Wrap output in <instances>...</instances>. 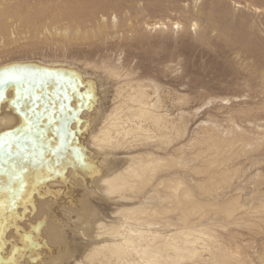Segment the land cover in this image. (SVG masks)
I'll return each mask as SVG.
<instances>
[{"label": "rangeland", "instance_id": "374dc122", "mask_svg": "<svg viewBox=\"0 0 264 264\" xmlns=\"http://www.w3.org/2000/svg\"><path fill=\"white\" fill-rule=\"evenodd\" d=\"M6 64L14 65L0 73L23 72L0 78V100L7 84L17 82L13 104L28 113L27 125L0 127V214L20 219L24 191L33 185L38 194L59 198L49 208L69 226L70 251L81 254L85 243L74 228L77 220L93 212L110 216L117 203L88 185L79 188L67 175L70 167L79 177L78 165L97 158L89 144L90 120L80 117L101 96L103 111L111 108L128 81L141 84L150 100H159L160 112L176 121L164 150L140 149L178 161L171 170L182 180L180 190L187 187L202 204L186 225L225 224L214 228L228 261L198 264H264V0H0V66ZM25 149L32 158L22 157ZM59 178L62 183L50 185ZM199 184L205 191L197 190ZM81 192V213L64 217L63 202ZM231 198L237 223L219 210ZM29 248L21 247L19 258ZM23 258L20 264H29Z\"/></svg>", "mask_w": 264, "mask_h": 264}, {"label": "bare ground", "instance_id": "6f19581e", "mask_svg": "<svg viewBox=\"0 0 264 264\" xmlns=\"http://www.w3.org/2000/svg\"><path fill=\"white\" fill-rule=\"evenodd\" d=\"M14 64L2 65L0 69ZM6 70L8 71L0 73V78L8 77V73L11 75L20 73L11 68ZM82 76L85 77L84 73ZM16 83L9 82L7 88L4 87L6 88L2 96L4 99L0 100V127L13 124L27 125V116L24 115L28 110L19 106V102L16 104L19 109L13 104ZM123 86L127 88L123 92L118 90L117 95L112 98V107L105 112L101 96L99 101L97 99L95 102V107L90 111L84 110L81 114L80 118L90 120L85 121L91 124L88 137L91 148L97 154L94 164L81 162L78 165L79 177L75 178L72 175V168L66 170L67 175L73 178L79 188L84 190L88 185L93 193L103 194L107 199L116 201L117 204L112 213H109L110 216L93 212L92 216L77 220L78 225L75 223L74 228H78L76 231L85 247L81 254L76 256L68 246L69 226L64 227L49 208L59 198L38 194L30 184L25 190L26 185L22 184L24 195L27 197L19 208L22 217L9 218L4 213L0 214V264H20L19 259L23 257L19 258L17 253L21 247L22 249L30 247L29 255L23 258L25 259L23 262L29 264H61L65 260L71 261L72 264H198L208 260L228 261L229 251L220 244L219 235L214 228L222 227L224 223L219 221L214 225L201 226L199 229L186 225L187 220L195 216V211L200 210L202 204L196 200L194 202L191 190L187 187L183 186L180 190L182 180L171 170L177 166L178 161L172 156L166 158L142 150L147 145L162 150L170 145L173 134L177 131L176 121L160 112L159 100H150L149 94L141 84L132 86L127 81ZM16 91L18 94V88ZM20 96L19 98L22 97ZM94 121H98V124ZM58 129L56 133H61L62 129ZM26 150L21 153L22 157L26 154L29 159L32 158L34 154L31 152L27 154ZM4 152L5 150L0 151ZM119 152L124 154L118 157V164H115ZM164 172L169 173V177L162 178L161 173ZM10 182L13 181L9 180L8 183ZM62 182L59 178L50 185ZM200 184L197 190L201 188ZM205 193L207 194L203 192ZM85 194L81 192L80 197L67 202L68 204L63 202L64 217L72 212H80L78 207L84 201ZM3 195L4 192L0 191V198ZM233 201L232 199V203L228 201L227 204L220 205L219 210L220 214L230 217L237 223ZM186 202L194 203L191 207L180 210V206ZM235 202L237 203V198ZM205 205L209 206L205 203L203 207ZM174 211L175 214L178 213L181 223L183 222L182 226L173 221ZM17 221H23L21 227L16 224ZM172 225L176 227L171 228ZM21 229L24 230L22 233L19 232ZM33 240L41 242V247L37 244L36 251L35 245L38 242L34 243Z\"/></svg>", "mask_w": 264, "mask_h": 264}, {"label": "snow or ice", "instance_id": "6c2138e0", "mask_svg": "<svg viewBox=\"0 0 264 264\" xmlns=\"http://www.w3.org/2000/svg\"><path fill=\"white\" fill-rule=\"evenodd\" d=\"M9 79L12 80V79H15V77L14 76H10ZM21 141H22V138H18V141H17V144H16L17 149H19ZM4 143L5 142L0 141V151L4 150ZM7 155L9 156L10 160H13V153H12V150H11L10 142H9V149H8Z\"/></svg>", "mask_w": 264, "mask_h": 264}]
</instances>
